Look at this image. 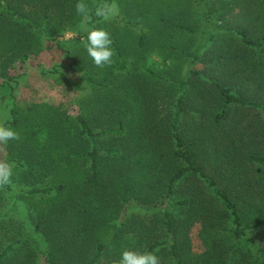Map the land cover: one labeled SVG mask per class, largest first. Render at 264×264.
<instances>
[{"label": "trees", "instance_id": "trees-1", "mask_svg": "<svg viewBox=\"0 0 264 264\" xmlns=\"http://www.w3.org/2000/svg\"><path fill=\"white\" fill-rule=\"evenodd\" d=\"M77 2L0 0V87L12 93L22 75L10 71L50 47L66 64L41 74L83 82L73 83L82 92L75 113L49 104L9 111L4 125L20 139L3 145L4 160L30 231L0 249V264H114L137 248L161 253V264H264L252 236L264 227V153L228 160L229 179L258 177L238 182L235 201L198 161L237 127L239 108L264 113V0H85L91 24L113 41L104 67L84 34L62 38L82 22ZM104 2L112 11L96 17ZM236 8L242 17L231 27ZM12 185L0 187L8 198ZM128 208L159 209L161 227L121 225ZM197 228L200 253L190 238Z\"/></svg>", "mask_w": 264, "mask_h": 264}, {"label": "rangeland", "instance_id": "rangeland-1", "mask_svg": "<svg viewBox=\"0 0 264 264\" xmlns=\"http://www.w3.org/2000/svg\"><path fill=\"white\" fill-rule=\"evenodd\" d=\"M240 13L239 9L236 8L231 16H227L228 24L231 27H238L242 17ZM62 38L67 41L71 40L70 32L66 31ZM53 63L62 66L66 64L61 53L56 48L50 47L37 57L28 60L25 65L16 66L17 68L10 71L11 75L21 74L22 77L19 79V84L12 93L7 86L0 87V123L5 124L7 121H10L9 111L14 106L19 109H24L27 106L35 104H49L59 108L61 111L70 114L75 113V107L73 106L74 96L82 92L79 89H75L74 84L76 83L77 86H81L83 82L72 77H67L68 79H66L63 75L56 79L43 76L41 71L50 68V65ZM188 66L189 64L186 62L185 69H188ZM193 69L196 71L202 69V64H195ZM182 72L184 73L185 71L183 70ZM234 92L237 94L240 93L236 90ZM256 113H259L260 117L256 116ZM248 121H252L251 128H249L247 132H243L244 138L241 139L239 134L242 131V126L246 125ZM234 123L237 127L228 128L226 131H223V133L218 134L215 150L201 152L198 154V161L215 181L217 187L221 189L226 188L225 190L232 195L235 201L233 195L235 189L238 188V182L240 183L243 180H252V182H254L258 180V177L252 173L249 175L248 179L244 177L239 180L234 178H232V180L229 179V172L236 168V166L232 163H228V160L231 159L236 162L237 165H243L244 162L241 159H243L247 153H250L252 149H254L255 153L259 151L264 153V113L256 109L239 108L235 115ZM250 129H252L251 138L248 137ZM233 157L237 158L233 159ZM0 160H4L3 145H0ZM12 191L13 194L8 198V195L2 193V189L0 190V217L6 212H9L10 215L7 219V223L4 220H0V249L13 240L18 243L17 239H20L23 235L25 236V233L30 231L28 227L29 223L24 216L21 200L17 198L19 192L13 185ZM13 200L17 201L18 204L11 209L10 207L12 205H10V202ZM161 216V211L159 209L144 211L137 208H128L126 209L124 219L121 221V225L124 226L125 224V226H127L132 222H136L137 225H141L144 234L145 227L149 228L153 226L155 229L161 227ZM1 224L5 225V227L2 228ZM198 229L199 228L195 229L190 235L193 247L192 251L195 253H200L203 250L202 241L197 231ZM134 233L136 236H139L136 234V231H134ZM156 233L160 234L158 240H162L163 234L160 233V230L156 231ZM252 236L255 243L259 244L264 253V227L256 230ZM138 244L144 245L145 243ZM18 245L20 246L19 243ZM136 251L142 252L140 248H137ZM158 256L163 258L161 253ZM109 259L110 258L104 259L102 264H110L111 262Z\"/></svg>", "mask_w": 264, "mask_h": 264}, {"label": "clouds", "instance_id": "clouds-1", "mask_svg": "<svg viewBox=\"0 0 264 264\" xmlns=\"http://www.w3.org/2000/svg\"><path fill=\"white\" fill-rule=\"evenodd\" d=\"M77 14L81 17L77 30H69L70 38L75 39L79 34H84L82 42L88 56L97 67H104L111 63L114 52L111 48L113 43L110 33L103 28H98L91 24L92 10L85 0H78L75 5ZM112 11L111 6L104 2L96 6L94 15L104 18ZM19 134L10 127L0 123V145H6L9 141L19 140ZM13 166L11 163L0 160V187L8 186L12 183ZM114 264H161L160 257L154 252L124 250L118 261Z\"/></svg>", "mask_w": 264, "mask_h": 264}]
</instances>
